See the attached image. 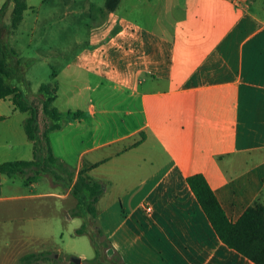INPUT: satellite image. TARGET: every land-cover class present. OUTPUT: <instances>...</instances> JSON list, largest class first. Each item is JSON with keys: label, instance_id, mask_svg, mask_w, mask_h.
<instances>
[{"label": "crops", "instance_id": "crops-1", "mask_svg": "<svg viewBox=\"0 0 264 264\" xmlns=\"http://www.w3.org/2000/svg\"><path fill=\"white\" fill-rule=\"evenodd\" d=\"M8 1L2 48V37L19 26L9 27ZM99 2L83 0L94 18L92 38L108 39L92 71L125 95L127 106H107V92H99V101L81 113L68 111L48 136L65 167L77 174L92 166L87 174L102 185L95 221L111 255L120 264H254L218 238L186 178L202 174L232 222L248 206L264 204V0ZM86 64L80 57L64 68L78 80ZM26 117L9 98L0 99V163L32 159ZM119 123L126 132L100 138V130ZM86 129L99 136L69 163V145ZM26 176L0 173V229L8 234L19 221L20 201L52 194H21L22 183L35 184L27 186ZM14 243L7 251L0 245V264L6 258L13 264Z\"/></svg>", "mask_w": 264, "mask_h": 264}, {"label": "rangeland", "instance_id": "rangeland-1", "mask_svg": "<svg viewBox=\"0 0 264 264\" xmlns=\"http://www.w3.org/2000/svg\"><path fill=\"white\" fill-rule=\"evenodd\" d=\"M3 0H0V3ZM100 4V0H92ZM29 6L23 12V21L13 31V35L2 37L7 49L11 75L9 83L17 87L27 97H32L41 84L56 82L57 98L54 106L63 114L68 111L81 113L84 107L98 99L100 92L106 91V105L110 106L116 101H123L117 105L119 110L125 109L127 99L125 95H118L111 91L106 82H99L92 71L99 68L94 57L104 55V47L108 39L99 41L92 38L97 32L90 12L83 8V0H25ZM1 56V53H0ZM86 61L85 71H80L78 80L70 77L71 72L65 69L67 63H76L78 58ZM54 78L52 79V75ZM77 94H82L84 101H76ZM117 94V95H116ZM110 95L111 98H110ZM115 96V97H114ZM91 99V100H89ZM78 100V99H77ZM124 116L123 114H121ZM125 126L120 124L100 130L101 137H110L126 132ZM92 129H86L85 134L71 142L68 148L69 163L73 162L76 149L89 147L93 139L98 138V133L92 135ZM23 137V142L29 144ZM54 143H56L54 141ZM57 147V145H56ZM57 149V148H56ZM242 169L246 167L239 162ZM66 170H71L65 167ZM61 179H55L51 174L39 175L32 181L35 182L27 188L20 181L21 194L51 192L49 197H32L20 201L19 221H15L14 230L8 234L7 228L0 229V245L5 250L9 249V242L15 239L14 246L19 245V257H14L13 264H19L21 256L32 252H47V259L38 264H69L71 257L82 260L95 258V250L91 245L88 234L76 235L74 232L83 223H87L86 230L93 231L94 225L84 217H73L72 211L76 204L71 195V189L76 181V173L69 181L66 172L61 171ZM18 179H20L18 177ZM69 181V182H68ZM24 182V183H25ZM30 192H28L29 190ZM18 212H15V216ZM16 220V219H15ZM9 227V226H7ZM102 242V238H98ZM104 264H120L115 255H111L107 244L99 247L97 257ZM5 264H12L6 258Z\"/></svg>", "mask_w": 264, "mask_h": 264}, {"label": "trees", "instance_id": "trees-1", "mask_svg": "<svg viewBox=\"0 0 264 264\" xmlns=\"http://www.w3.org/2000/svg\"><path fill=\"white\" fill-rule=\"evenodd\" d=\"M11 1L13 9L9 27L15 30L22 21L23 12L28 6L25 0ZM8 2L7 0L0 6V18L7 10ZM105 8L110 9L111 7L106 6ZM2 46L3 43L0 42V99L9 98L18 111L27 114L23 122V129L28 140L32 142L33 150L31 160L0 163V173L7 176L24 174L27 175L26 180L30 183L35 177L44 174H51L55 179H61L60 173L64 171L68 175V180L72 181L74 172L66 170L64 164L53 155L48 136L50 132L59 130L69 115V112L65 115L53 105L56 98V82L41 84L34 96L27 97L17 87L9 83L11 71L8 54L6 46L4 48ZM71 117L76 118L77 113L72 114ZM91 168L92 166L77 172L76 181L71 189V195L76 200L72 214L73 217L87 218L88 222L94 225V230L88 231L86 230L87 223H83L74 233L89 235L97 257V255L99 256V247L106 245V241L102 240L100 243L98 240L103 234L96 225L95 203L102 193V185L87 174ZM186 182L222 243L252 263L264 264V204L256 202L248 206L241 216L232 222L226 216L202 174L190 175L186 178ZM46 254L47 252L44 251L25 254L20 257L19 264H38L41 260L47 259ZM96 257L91 260H83L81 264H104Z\"/></svg>", "mask_w": 264, "mask_h": 264}, {"label": "water", "instance_id": "water-1", "mask_svg": "<svg viewBox=\"0 0 264 264\" xmlns=\"http://www.w3.org/2000/svg\"><path fill=\"white\" fill-rule=\"evenodd\" d=\"M70 262L73 264H81V259L78 257H71Z\"/></svg>", "mask_w": 264, "mask_h": 264}]
</instances>
